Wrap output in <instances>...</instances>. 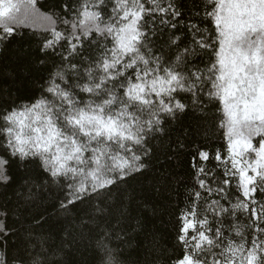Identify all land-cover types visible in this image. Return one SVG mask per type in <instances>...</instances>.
<instances>
[{
  "label": "snow or ice",
  "instance_id": "1",
  "mask_svg": "<svg viewBox=\"0 0 264 264\" xmlns=\"http://www.w3.org/2000/svg\"><path fill=\"white\" fill-rule=\"evenodd\" d=\"M37 3L0 0V44L41 20L49 68L38 96L0 106V185L35 162L59 211L87 202L81 227L100 229L113 189L149 169L166 125L214 104L223 147L196 149L168 264H264V0H62L45 14ZM7 221L0 206L5 238ZM96 234L116 264L108 229Z\"/></svg>",
  "mask_w": 264,
  "mask_h": 264
},
{
  "label": "trees",
  "instance_id": "2",
  "mask_svg": "<svg viewBox=\"0 0 264 264\" xmlns=\"http://www.w3.org/2000/svg\"><path fill=\"white\" fill-rule=\"evenodd\" d=\"M61 2L38 0L37 8L45 14L54 6L58 9ZM198 2L181 0L185 9H194ZM44 27L41 20L29 22L10 42L0 44V106L28 102L40 94L39 85L49 71L39 63ZM219 119L213 104L203 114L190 108L166 125V133L153 142L149 169L128 179L119 190L113 189L110 215L100 229L81 227L92 213L87 202L68 213L59 211V193L55 185L46 183L47 176L35 162L15 168L14 182L0 185V206L8 210L7 223L13 233L0 236V252L9 255V264H13L11 257H19V264H31L36 258L42 264H105L96 233L107 228L111 239L105 243L114 250L116 264H168L176 245V216L185 190L192 185L196 149L223 147Z\"/></svg>",
  "mask_w": 264,
  "mask_h": 264
}]
</instances>
